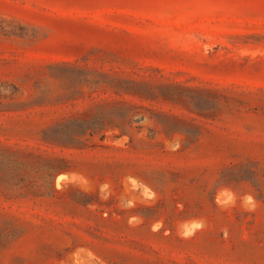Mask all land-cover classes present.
<instances>
[{
  "label": "rangeland",
  "instance_id": "1",
  "mask_svg": "<svg viewBox=\"0 0 264 264\" xmlns=\"http://www.w3.org/2000/svg\"><path fill=\"white\" fill-rule=\"evenodd\" d=\"M0 264H264V0H0Z\"/></svg>",
  "mask_w": 264,
  "mask_h": 264
},
{
  "label": "bare ground",
  "instance_id": "2",
  "mask_svg": "<svg viewBox=\"0 0 264 264\" xmlns=\"http://www.w3.org/2000/svg\"><path fill=\"white\" fill-rule=\"evenodd\" d=\"M221 193H223V192H221ZM224 193H225V192H224ZM224 193H223V194H224ZM226 194H227V193H226ZM220 196H221V195H220ZM220 196H219V197H220ZM226 196H227V195H226ZM227 197H228V196H227ZM222 200H223V199H222Z\"/></svg>",
  "mask_w": 264,
  "mask_h": 264
}]
</instances>
